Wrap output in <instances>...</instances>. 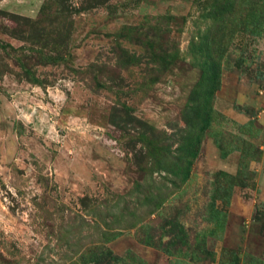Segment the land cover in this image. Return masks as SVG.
<instances>
[{
    "label": "rangeland",
    "instance_id": "obj_1",
    "mask_svg": "<svg viewBox=\"0 0 264 264\" xmlns=\"http://www.w3.org/2000/svg\"><path fill=\"white\" fill-rule=\"evenodd\" d=\"M263 4L0 0V264H264Z\"/></svg>",
    "mask_w": 264,
    "mask_h": 264
},
{
    "label": "trees",
    "instance_id": "obj_2",
    "mask_svg": "<svg viewBox=\"0 0 264 264\" xmlns=\"http://www.w3.org/2000/svg\"><path fill=\"white\" fill-rule=\"evenodd\" d=\"M259 1H262V3H263L264 0H259ZM45 9L47 10V8H44V7L41 9L42 13L45 12V11H43ZM44 15H45V13H44ZM218 82L219 81H218L216 74H214L212 77L207 76L205 79L204 83L206 84L205 85L206 88H205L203 95H206V94L207 95L203 96L204 101H202V106L204 108V111L207 112V115H208V112L209 113L211 112V109L209 107L208 97L210 96V92L214 89L215 85L218 84ZM191 101H193V100H191ZM186 113H187L186 114L187 115V123H190L191 129H190V131L187 130L188 133H186L184 136L181 137L182 141H181V145L179 147V151L181 152V155L179 154V158H177V164L179 165V167H177V169H179L180 173H182V174L187 172L189 167H190L191 162L189 159L194 158L196 155L195 154L196 149L199 146L198 142H199V138H200V132L202 133L204 131V126L209 125V120L204 119L203 120V123H204L203 127L198 128L195 134L192 133V130L196 126V122L198 121V119H197L196 115H195V117L190 118V115L192 113L195 114L194 109L189 108L186 111ZM144 135H147V133ZM154 139L155 138L150 137V140L148 141L149 145L152 147L154 146V143H155ZM172 173H176V172H172ZM226 177L228 178V176H226ZM169 237H170V240L168 242H166L164 244V246H166V248L169 247V249L173 251L171 253L176 252L178 249V246L185 243L184 240H182V239L173 240V238L176 239L177 235L172 234L171 232H170ZM146 244L149 245V243H147V242H146ZM166 248L163 249V251L170 253V251L167 250L168 248L167 249ZM232 261L233 262H231V264H234V263L237 264L236 258L233 259ZM121 262H122L121 258H119L118 256L112 255V253L109 250H106L104 248H101V250L98 253L94 254V258L92 259L93 264H121Z\"/></svg>",
    "mask_w": 264,
    "mask_h": 264
}]
</instances>
